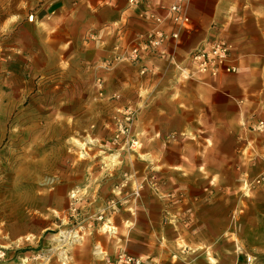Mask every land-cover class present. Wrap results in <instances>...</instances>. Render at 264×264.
I'll list each match as a JSON object with an SVG mask.
<instances>
[{
	"label": "crops",
	"instance_id": "0c3cea01",
	"mask_svg": "<svg viewBox=\"0 0 264 264\" xmlns=\"http://www.w3.org/2000/svg\"><path fill=\"white\" fill-rule=\"evenodd\" d=\"M9 1L2 21V33L8 31L2 38L3 70L8 72L17 60L31 75L62 68L93 77L95 82L87 84L73 77L69 91L73 105L79 91L88 92L82 98L88 106L94 98L103 100V109L91 120L96 127L83 142L91 144L88 149L102 147L85 151L84 159L95 158L96 164L89 163L80 180L53 185L49 203L0 227V245L7 248L0 264H18L22 257L29 264H111L119 245L160 257L159 245L150 248L149 240L138 237L139 221L149 234L164 233L165 246L179 240L186 251L206 248L176 262L165 256V264H225L227 253L242 260L264 255V186L244 188L246 180L264 170V135L247 129L250 121L264 116V0H188L184 13L189 22L174 27L177 39L135 62L119 56L157 26L154 16L164 19L166 30L172 28L167 8L178 0ZM215 37L231 44L237 71L202 78L193 73L188 56ZM142 65L148 72H139ZM97 77L103 81L102 95L95 92ZM119 121L129 127L130 137L143 141L135 158L123 137L117 144L97 142L104 137L101 125L111 138ZM149 174L158 177L155 186L165 193V202L148 188L127 207L115 209V233L124 237L118 246H105L108 256L95 258L85 241L61 243L65 230L78 220L86 223L106 205L114 186L124 195ZM71 193L77 199L75 215ZM163 203L164 229L158 227ZM132 208L135 214L127 212ZM204 252L212 256L207 259ZM37 253L47 258L34 259Z\"/></svg>",
	"mask_w": 264,
	"mask_h": 264
},
{
	"label": "rangeland",
	"instance_id": "374dc122",
	"mask_svg": "<svg viewBox=\"0 0 264 264\" xmlns=\"http://www.w3.org/2000/svg\"><path fill=\"white\" fill-rule=\"evenodd\" d=\"M7 1L0 0V227L9 221L23 220V218L31 216L35 209L49 203L55 189L52 188L53 185L65 182L62 181L65 179L80 180L87 173L84 168L89 163L96 164L95 158L84 159L85 151L89 152L90 149L102 147L93 144L92 148L88 149L87 145L91 144L85 145L83 142H85L89 129L96 127L91 120L94 118L93 115L96 116L103 109L101 107L103 100L99 101L94 98L93 105L88 106L87 101L83 102L82 100L83 95L87 97L88 92L79 91L76 95L78 101H75L76 103L73 105L69 91L73 77H77L80 84L94 83L93 77L75 76L64 72L62 68L52 69L51 72L42 75H31L23 72V69L17 66V60L8 72L3 70L2 38L7 35L8 31L2 33V21L8 14ZM9 2L16 4V0ZM94 88L96 92L95 84ZM101 129L104 137L97 142L107 141L110 143L111 140L113 141L115 130H111V138H109V131L105 129V126L101 125ZM118 142L120 140L115 144ZM140 142H137L133 147L127 145L129 151L134 154L133 158L136 156L135 152L140 151L143 147V141L140 140ZM139 144L140 147H138ZM107 157L111 158L112 156ZM137 157L140 159V156ZM157 178L154 174H149L137 184L136 188L129 189L124 195L122 192L119 194L118 186H114L110 196L107 197L105 206L110 200L118 199L115 209L127 207L126 205L132 198L139 199L140 191L148 188L158 194L154 195L157 200L165 202V193H161L155 186ZM159 209L161 217L158 219V227L165 228V204L163 203L161 207L159 205ZM130 211H132L130 214H135L133 208L128 209L127 212ZM96 214L90 217L86 223L78 220L83 226L81 241L91 245V254L95 258L97 257L93 254L95 244L100 243L103 248L110 243L118 246L121 243L120 238L124 237L118 230L117 233L106 234L100 228L101 222L95 219ZM126 224L128 226L130 222H126ZM138 224H143L138 237H142L146 241L149 240L150 248H153L154 244L159 245L158 247L161 248L159 249L160 257L152 251L138 252L133 245L122 247L119 245L120 248L118 247L119 249L112 254L111 264H114L113 260L116 254L121 252L141 256L144 258L143 264H149L150 261L155 264H165V256L176 262L180 257L195 256L206 250L203 248L197 252L187 248L186 251L179 240L174 243L175 247L174 245L165 246L164 233L162 234L158 230L159 234H149L144 221H139ZM168 247L171 249L170 253L165 252V248L168 249ZM204 255L207 256V259L212 256L211 253L207 255L206 252ZM154 257L158 259H154ZM233 257L236 259L235 255L227 253V259H224L223 262L225 264H264V255H257L255 260H253V256H246L243 260L239 257L235 260L236 263L233 262ZM247 257H250L249 261Z\"/></svg>",
	"mask_w": 264,
	"mask_h": 264
},
{
	"label": "built area",
	"instance_id": "2783aa9c",
	"mask_svg": "<svg viewBox=\"0 0 264 264\" xmlns=\"http://www.w3.org/2000/svg\"><path fill=\"white\" fill-rule=\"evenodd\" d=\"M131 2H137V0H130ZM188 0H178L170 4L167 8V21L170 23L172 28L166 30L164 19L160 16H154L153 20L157 26L152 30L146 32L139 41L131 46L125 54L119 56V60H126L129 62L138 61L144 54H155L158 49L168 40L177 39L178 33L174 27H184L189 22V17L184 13V5ZM32 14L27 16L28 20H32ZM231 44L229 41L223 37H215L205 44H201L193 48L189 53V61L191 62L193 73L198 74L202 78H214L221 73H234L237 71V65L231 60ZM140 73L144 74L148 72L146 65H142ZM103 81L100 77L96 79V87L98 89V94L102 95V85ZM129 119H126V122ZM129 127L125 125L124 122H118L115 133L113 134V141L117 142L124 138L128 141L129 147H133L137 144V140L129 136ZM247 129L256 134L264 135V116L256 118L249 122ZM264 186V172L255 176L251 180H246L244 182V188L246 190H252L255 187ZM71 198V213L75 215L76 207L75 203L77 199L75 194L71 193L69 195ZM118 203V199H112L109 201L107 206L103 207L95 216L98 222H101L100 228L106 234L115 233V226L112 221V214ZM83 237V226L80 222H76L67 230L61 234V243L66 245H71L74 242L81 241ZM5 246L0 245V261L6 258ZM93 254L97 257L108 256L106 248L100 243L94 245ZM45 253H37L34 259L39 261L46 259ZM250 260V257H247ZM114 264H143L144 258L141 256L131 255L128 253H118L114 257ZM18 264H29L28 258L22 257L19 259ZM149 264H155L150 261Z\"/></svg>",
	"mask_w": 264,
	"mask_h": 264
}]
</instances>
